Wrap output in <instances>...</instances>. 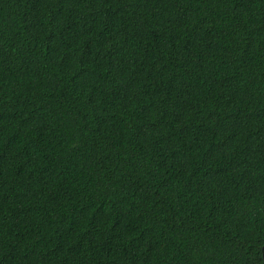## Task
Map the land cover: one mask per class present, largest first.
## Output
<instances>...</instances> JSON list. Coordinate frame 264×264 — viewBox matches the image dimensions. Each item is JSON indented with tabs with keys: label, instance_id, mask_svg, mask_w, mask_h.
<instances>
[{
	"label": "trees",
	"instance_id": "trees-1",
	"mask_svg": "<svg viewBox=\"0 0 264 264\" xmlns=\"http://www.w3.org/2000/svg\"><path fill=\"white\" fill-rule=\"evenodd\" d=\"M0 264H264V0H0Z\"/></svg>",
	"mask_w": 264,
	"mask_h": 264
}]
</instances>
